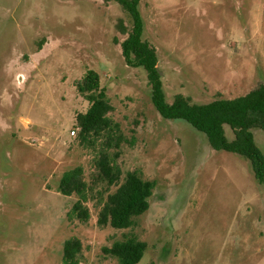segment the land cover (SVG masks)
<instances>
[{
    "label": "rangeland",
    "instance_id": "1",
    "mask_svg": "<svg viewBox=\"0 0 264 264\" xmlns=\"http://www.w3.org/2000/svg\"><path fill=\"white\" fill-rule=\"evenodd\" d=\"M140 11L169 103L235 99L264 85V0H141ZM119 20L131 26L106 0H0V264H63L72 238L83 243L81 264H118L105 249L127 234L148 244L138 264H264V185L251 163L159 114L146 71L123 57ZM89 70L120 125L110 153L121 183L132 171L156 182L132 229L98 224L118 187L99 179L96 150L79 142L76 118L90 104L76 84ZM254 135L264 153V131ZM77 167L91 189L87 223L70 215L79 197L59 192Z\"/></svg>",
    "mask_w": 264,
    "mask_h": 264
},
{
    "label": "trees",
    "instance_id": "2",
    "mask_svg": "<svg viewBox=\"0 0 264 264\" xmlns=\"http://www.w3.org/2000/svg\"><path fill=\"white\" fill-rule=\"evenodd\" d=\"M106 2L119 4L130 19V27L123 20H119L117 24L118 30L127 36L121 44L122 54L128 66L146 71L151 85L152 102L159 114L166 120L187 122L205 134L215 150L238 154L248 160L256 180L264 185V153L257 145L254 135L255 129L264 131V85L235 99H218L208 104H196L183 95H178L173 103H169L158 69V52L144 39L145 23L140 11L141 0ZM76 88L90 104L88 111L76 118L80 131L79 142L96 150L94 164L99 179L109 188L118 187L101 204L98 224L117 230L132 229L136 219L150 209V198L156 182L145 180L137 171H132L127 173L121 183L122 169L117 163V156L110 153L119 147L121 130L120 125L109 117L113 106L106 89L101 86L100 75L89 70L77 82ZM225 126L232 129L235 140H228ZM99 141H102L100 145ZM59 192L67 197H79L70 215L87 223L91 215L86 203L89 201L91 189L84 179L82 167L64 173ZM147 249L148 244L145 241L136 235L127 234L111 248H106L105 252L117 259L118 264H138ZM82 250L83 243L80 239L67 240L64 244L63 264H81Z\"/></svg>",
    "mask_w": 264,
    "mask_h": 264
},
{
    "label": "built area",
    "instance_id": "3",
    "mask_svg": "<svg viewBox=\"0 0 264 264\" xmlns=\"http://www.w3.org/2000/svg\"><path fill=\"white\" fill-rule=\"evenodd\" d=\"M75 133H76V132H75V130H74L72 134L75 135Z\"/></svg>",
    "mask_w": 264,
    "mask_h": 264
},
{
    "label": "water",
    "instance_id": "4",
    "mask_svg": "<svg viewBox=\"0 0 264 264\" xmlns=\"http://www.w3.org/2000/svg\"><path fill=\"white\" fill-rule=\"evenodd\" d=\"M160 75L162 76V72H160Z\"/></svg>",
    "mask_w": 264,
    "mask_h": 264
}]
</instances>
